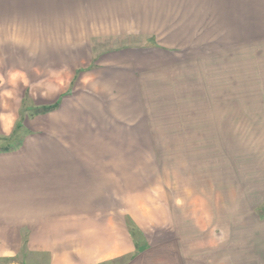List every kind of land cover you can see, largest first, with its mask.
<instances>
[{"label": "crops", "instance_id": "obj_1", "mask_svg": "<svg viewBox=\"0 0 264 264\" xmlns=\"http://www.w3.org/2000/svg\"><path fill=\"white\" fill-rule=\"evenodd\" d=\"M70 4L81 59L25 86L40 111L0 150V259L264 264V0ZM193 159L249 217L230 256L178 237L161 187Z\"/></svg>", "mask_w": 264, "mask_h": 264}, {"label": "rangeland", "instance_id": "obj_2", "mask_svg": "<svg viewBox=\"0 0 264 264\" xmlns=\"http://www.w3.org/2000/svg\"><path fill=\"white\" fill-rule=\"evenodd\" d=\"M74 1L81 0H0V150L14 147L18 137L26 131L24 124H29L31 116L40 111L30 97L21 104L25 86L40 80L42 68L71 69L81 59L74 40L81 26H73V22L69 23L71 18H65L70 11L66 6ZM107 42L89 38L83 47L90 48L93 44L95 48H107ZM13 98L17 101L15 106L9 105ZM192 131L199 135L201 130ZM188 167L183 172L173 169L175 180L166 181L165 178V185L161 187L168 199L165 202L175 215L178 237L206 242L203 245L205 251L206 248L211 251L213 242L218 243V252L224 257L230 256V241L235 239L231 230L233 218L237 224L246 226L249 217L242 216L239 206L236 207V218L230 217L231 201L225 200V196L217 199L214 178H207V183L201 182L198 175L202 169L195 159ZM256 215L253 212L252 216L258 217ZM244 234L247 237V229ZM48 261L45 256L30 255L21 250L12 260L2 257L0 264H48Z\"/></svg>", "mask_w": 264, "mask_h": 264}, {"label": "trees", "instance_id": "obj_3", "mask_svg": "<svg viewBox=\"0 0 264 264\" xmlns=\"http://www.w3.org/2000/svg\"><path fill=\"white\" fill-rule=\"evenodd\" d=\"M2 150V149H1ZM3 150H8V148H6V149H3Z\"/></svg>", "mask_w": 264, "mask_h": 264}]
</instances>
